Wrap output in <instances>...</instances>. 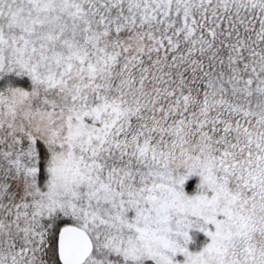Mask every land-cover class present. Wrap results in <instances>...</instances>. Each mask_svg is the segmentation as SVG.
Segmentation results:
<instances>
[{"label": "snow or ice", "instance_id": "6c2138e0", "mask_svg": "<svg viewBox=\"0 0 264 264\" xmlns=\"http://www.w3.org/2000/svg\"><path fill=\"white\" fill-rule=\"evenodd\" d=\"M0 264H264V0H0Z\"/></svg>", "mask_w": 264, "mask_h": 264}]
</instances>
